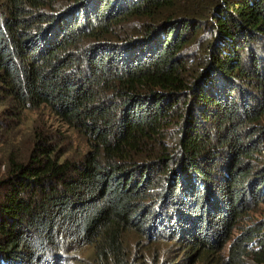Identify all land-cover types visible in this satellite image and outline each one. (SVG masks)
I'll use <instances>...</instances> for the list:
<instances>
[{
  "label": "trees",
  "instance_id": "1",
  "mask_svg": "<svg viewBox=\"0 0 264 264\" xmlns=\"http://www.w3.org/2000/svg\"><path fill=\"white\" fill-rule=\"evenodd\" d=\"M0 98L85 144L60 158L35 130L27 158L8 153L0 264H72L85 247L87 264H142L126 235L171 229L208 262L207 218L220 249L264 194V0H0ZM240 229L214 264H264V220Z\"/></svg>",
  "mask_w": 264,
  "mask_h": 264
},
{
  "label": "rangeland",
  "instance_id": "2",
  "mask_svg": "<svg viewBox=\"0 0 264 264\" xmlns=\"http://www.w3.org/2000/svg\"><path fill=\"white\" fill-rule=\"evenodd\" d=\"M192 41H194L195 44L192 43L188 49L185 50L186 56L196 55L198 47L204 45L205 38L203 37V34L200 33L196 40ZM200 57L204 58L202 62L205 64L206 60H208L205 59L208 57V54H201ZM192 107L193 105H191L190 108L192 109ZM9 109V104L5 103L4 100L0 98V120H3L4 122L2 125L3 128H0V175L5 169L4 163L10 151H14L17 159H25L28 157L32 146V136L35 130L48 134L52 137L56 155L58 154L60 158L77 159L84 152L85 144L83 140L76 134L75 131L64 125L46 107H41L37 110H27L20 116L17 114H15V116L5 115ZM210 140L213 141L212 139ZM261 147L264 148V145ZM258 154L252 157L253 160L256 158L255 160L257 161V163L254 161L253 165L256 168L262 165L263 168L264 150H261ZM247 162L250 163L251 161L247 160ZM219 173L221 174L223 172L220 171ZM217 178L219 180L221 179L219 176H217ZM212 189L216 192L215 187H212ZM216 194L217 197H220L221 195V193L220 195H218V193ZM219 200H221V198ZM244 208L245 210L242 212L241 217L237 220V224L230 241L239 235L241 231L240 228L244 224L250 225L264 220V194L257 196L255 200L247 199ZM207 220V226L209 225V227H206L207 235L212 240V243L217 246V249L213 250L211 255L209 254V258L207 259L208 262L202 261V255H199V253L188 258V246H184L181 234L172 229L169 233L159 232L158 234H160V236L158 237L157 234L156 236L154 235V232H149L142 236H137L135 233L130 232L126 235L125 244L126 247L129 248L130 254L133 255L135 260L138 259L140 255V253L136 250V248H138L136 242L139 244L140 248L138 249L143 258L142 264H153L151 258L155 254L160 255L161 258L165 259L166 264H214L213 260H225L227 258L230 241L219 249L221 242L219 234L217 235L219 227L216 225L214 216H209ZM155 227V224L150 223L146 228L149 231H152ZM159 237H162V239H155ZM249 246V249L253 248V245L250 244ZM91 256L92 247H85L78 252L76 257L71 254V263L87 264L91 261ZM246 261L253 264L251 257H248ZM139 263L141 264L140 260Z\"/></svg>",
  "mask_w": 264,
  "mask_h": 264
}]
</instances>
